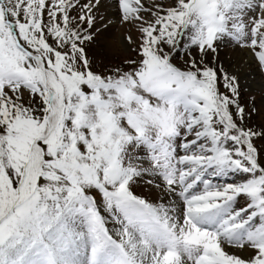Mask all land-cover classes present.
Segmentation results:
<instances>
[{"label":"snow or ice","instance_id":"6c2138e0","mask_svg":"<svg viewBox=\"0 0 264 264\" xmlns=\"http://www.w3.org/2000/svg\"><path fill=\"white\" fill-rule=\"evenodd\" d=\"M0 264H264V0H0Z\"/></svg>","mask_w":264,"mask_h":264},{"label":"rangeland","instance_id":"374dc122","mask_svg":"<svg viewBox=\"0 0 264 264\" xmlns=\"http://www.w3.org/2000/svg\"><path fill=\"white\" fill-rule=\"evenodd\" d=\"M250 79H255V77H250Z\"/></svg>","mask_w":264,"mask_h":264}]
</instances>
